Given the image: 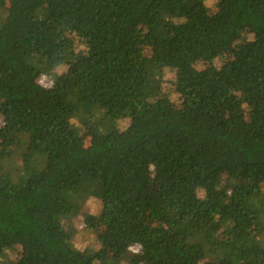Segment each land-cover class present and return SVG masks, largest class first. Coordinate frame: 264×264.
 <instances>
[{
  "label": "trees",
  "instance_id": "16d2710c",
  "mask_svg": "<svg viewBox=\"0 0 264 264\" xmlns=\"http://www.w3.org/2000/svg\"><path fill=\"white\" fill-rule=\"evenodd\" d=\"M261 38L264 0H0V264L16 246L17 264H264ZM121 109L124 128L93 118ZM90 189L110 262L70 240Z\"/></svg>",
  "mask_w": 264,
  "mask_h": 264
},
{
  "label": "rangeland",
  "instance_id": "374dc122",
  "mask_svg": "<svg viewBox=\"0 0 264 264\" xmlns=\"http://www.w3.org/2000/svg\"><path fill=\"white\" fill-rule=\"evenodd\" d=\"M136 33L137 36L141 39L145 38L147 36V32L146 29L144 28H137L136 29ZM260 43L261 45L264 47V38L260 39ZM235 45H233L234 47ZM142 53L148 57L151 56V49L150 48H146L142 51ZM206 65L204 64H200L199 68L200 69H204ZM58 72H61L60 70ZM56 76V73L53 75ZM216 79L217 82L220 83L222 81V75L220 71H216ZM169 79L165 78L163 80V89H162V95H168V99L173 102V104H175L177 107H182V105L178 104V101L176 100L175 95L172 93H169L168 87L166 88L165 84H169ZM38 84L46 89H51L54 86V78H49L46 76H41L38 80ZM264 95V79L262 80V82L260 83L259 87L257 89H255L252 93H251V98L252 99H256L259 98L261 96ZM186 114L190 117V118H195L199 113L204 112L207 114H213L215 111V108L212 105H205L203 106L201 109H185ZM129 112L127 110L121 109V110H113V111H101L98 115H96L95 117H93L95 120L97 121H104L107 119H110L113 121V124L116 126H119V128H124L126 126V124L129 121ZM2 125V119L0 116V127ZM83 125L84 123L81 121H77L75 120L74 122V128L77 129L78 134L81 135V132L83 131ZM264 133V128L260 127L257 132L256 135L257 136H261ZM92 136L88 133L86 135V137L84 138V145L85 147H88L90 145ZM17 151H15V154H20L22 153L21 149L16 148ZM14 149V150H16ZM13 151L9 150V153H13ZM14 155V154H13ZM16 156V155H15ZM63 159L62 155H58L56 157H54L51 161H50V165L51 167H55L58 163H60ZM2 164V170L1 172L4 174L6 172H10L15 168L16 163H11L8 159L1 161ZM165 167V164L163 162H154L151 166V170L156 171L158 169H163ZM182 183H183V187L184 189L190 194V195H195L197 194V188L192 184L190 178L188 176H184L182 179ZM88 197H86V201L84 203H86L87 207L89 208V210L85 211L83 213V211H80L78 213V215L75 217L74 220H78L77 221V225H81L82 224V219L85 217V215L90 214L92 217V221L89 223L90 224V231L85 233L82 231H77V235H72L70 237L72 246L77 249L80 252H83L85 254H89V255H96L98 253L103 254L105 256V258L107 259L108 262H110L111 260H113V253L110 251L109 247L106 244H101V241L98 240L101 236V233L99 232V200L98 197H96V194L94 192L93 189H90L88 191ZM84 196L78 197L76 202L79 200L81 201L82 198ZM80 223V224H78ZM143 223L144 224H148V218H144L143 219ZM75 225V223L73 224ZM79 232V233H78ZM75 233V232H74ZM98 238V239H97ZM164 239H158L156 242V246L154 248V252L155 253H159L163 246H164ZM113 246V245H111ZM147 247V242L145 240H143L142 238H138L135 241V246L132 248V250L130 251V254L132 257H135L137 255H140V253L142 252V249H145ZM7 256L10 258L8 263H4V264H17L23 257V251L22 249L18 246L12 248L7 251ZM130 264H138L135 261L131 262Z\"/></svg>",
  "mask_w": 264,
  "mask_h": 264
}]
</instances>
